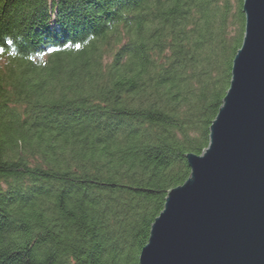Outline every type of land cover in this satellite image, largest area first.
Returning <instances> with one entry per match:
<instances>
[{"label":"trees","instance_id":"obj_1","mask_svg":"<svg viewBox=\"0 0 264 264\" xmlns=\"http://www.w3.org/2000/svg\"><path fill=\"white\" fill-rule=\"evenodd\" d=\"M244 0H0V264H140L230 88Z\"/></svg>","mask_w":264,"mask_h":264},{"label":"water","instance_id":"obj_2","mask_svg":"<svg viewBox=\"0 0 264 264\" xmlns=\"http://www.w3.org/2000/svg\"><path fill=\"white\" fill-rule=\"evenodd\" d=\"M230 88L190 177L169 190L140 264H264V0H244Z\"/></svg>","mask_w":264,"mask_h":264},{"label":"snow or ice","instance_id":"obj_3","mask_svg":"<svg viewBox=\"0 0 264 264\" xmlns=\"http://www.w3.org/2000/svg\"><path fill=\"white\" fill-rule=\"evenodd\" d=\"M0 52H3V49H0Z\"/></svg>","mask_w":264,"mask_h":264},{"label":"bare ground","instance_id":"obj_4","mask_svg":"<svg viewBox=\"0 0 264 264\" xmlns=\"http://www.w3.org/2000/svg\"><path fill=\"white\" fill-rule=\"evenodd\" d=\"M204 151H205V150H204ZM204 151H203V152H204Z\"/></svg>","mask_w":264,"mask_h":264},{"label":"rangeland","instance_id":"obj_5","mask_svg":"<svg viewBox=\"0 0 264 264\" xmlns=\"http://www.w3.org/2000/svg\"><path fill=\"white\" fill-rule=\"evenodd\" d=\"M202 154V153H201Z\"/></svg>","mask_w":264,"mask_h":264}]
</instances>
